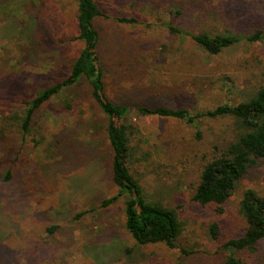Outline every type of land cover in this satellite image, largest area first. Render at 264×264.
Instances as JSON below:
<instances>
[{
	"label": "rangeland",
	"instance_id": "374dc122",
	"mask_svg": "<svg viewBox=\"0 0 264 264\" xmlns=\"http://www.w3.org/2000/svg\"><path fill=\"white\" fill-rule=\"evenodd\" d=\"M106 93L129 105H163L191 112L239 102L240 89L264 82V0H96ZM184 32L230 30L242 40L207 54ZM137 19L124 23L117 18ZM84 47L77 0H0V264H223L224 243L243 233V191L264 195V162L251 167L219 215L193 199L214 147L222 148L228 118L184 120L133 113L130 168L153 199L175 207L182 233L175 248L140 245L126 229L125 198L111 179V149L85 84L46 103L23 136L26 101L66 78ZM230 76L239 88L228 91ZM97 121V122H96ZM99 122V123H98ZM38 142V144H37ZM11 173L9 179L5 176ZM220 225L213 238L211 224ZM55 227L53 231L49 229ZM244 264H264V242L241 250Z\"/></svg>",
	"mask_w": 264,
	"mask_h": 264
},
{
	"label": "trees",
	"instance_id": "16d2710c",
	"mask_svg": "<svg viewBox=\"0 0 264 264\" xmlns=\"http://www.w3.org/2000/svg\"><path fill=\"white\" fill-rule=\"evenodd\" d=\"M182 8L171 10V21L167 24L173 33H185L210 55H220L242 40L262 39L260 33L243 35L230 30L212 31L202 29L199 33L184 32L174 24L182 17ZM104 15L96 0H77V21L79 38L84 47L71 66L69 75L63 80L39 90L33 98L26 101V112L21 118L23 136L30 134L36 113L62 92H68L62 101L63 108L72 110L74 90L85 84L94 100L100 115V126L110 149L111 179L118 192L103 202L109 205L121 197L125 198L124 211L126 229L140 245L164 244L175 248L182 233V222L175 207L165 205L160 199H153L144 186L131 172L130 162L133 154L130 133L132 125L129 118L133 113L156 115L184 120L197 125L201 118H228L230 128L226 131L224 146L214 147L199 176L193 199L203 206H211L217 215L225 211V205L233 196L250 168L259 161L264 162V82L240 89L239 102H226L214 108L191 112L186 108H171L163 105H129L111 100L106 93L104 70L101 67L100 35L95 21ZM124 23H137L135 18L119 17ZM224 87L229 91L239 88L230 76H225ZM97 122V121H96ZM99 123V122H98ZM38 144V142H37ZM11 173L5 176L9 179ZM239 211L244 219L243 233L224 243L230 253L223 264H244L236 256L237 251L256 250L264 242V195L252 188L243 191ZM55 227L50 228L53 231ZM213 238L220 236V225L213 222L210 227Z\"/></svg>",
	"mask_w": 264,
	"mask_h": 264
}]
</instances>
